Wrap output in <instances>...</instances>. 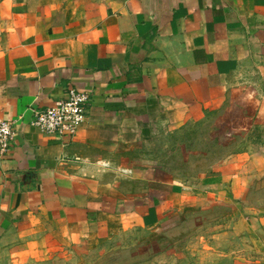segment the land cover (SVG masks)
Masks as SVG:
<instances>
[{
    "label": "crops",
    "instance_id": "0c3cea01",
    "mask_svg": "<svg viewBox=\"0 0 264 264\" xmlns=\"http://www.w3.org/2000/svg\"><path fill=\"white\" fill-rule=\"evenodd\" d=\"M254 72L264 73V0H0V121L14 133L0 155V255L41 258L161 225L198 199L194 187L239 185L229 165L190 187L83 152L142 115L201 121L225 106L228 75ZM68 87L89 96L78 133L31 126Z\"/></svg>",
    "mask_w": 264,
    "mask_h": 264
},
{
    "label": "rangeland",
    "instance_id": "374dc122",
    "mask_svg": "<svg viewBox=\"0 0 264 264\" xmlns=\"http://www.w3.org/2000/svg\"><path fill=\"white\" fill-rule=\"evenodd\" d=\"M228 81L225 106L201 121L174 126L142 115L83 153L114 169L154 168L166 181L190 187L208 174L221 178L219 169L229 165L226 176L241 179L239 185L194 187L198 199L161 225L132 227L41 258L2 254L0 264H256L264 258V116L258 114L264 73L228 75Z\"/></svg>",
    "mask_w": 264,
    "mask_h": 264
},
{
    "label": "built area",
    "instance_id": "2783aa9c",
    "mask_svg": "<svg viewBox=\"0 0 264 264\" xmlns=\"http://www.w3.org/2000/svg\"><path fill=\"white\" fill-rule=\"evenodd\" d=\"M88 103L87 93L68 87L63 98L44 110L36 111L30 124L45 134L73 138L85 121ZM13 139L11 123L0 121V155L9 151Z\"/></svg>",
    "mask_w": 264,
    "mask_h": 264
}]
</instances>
